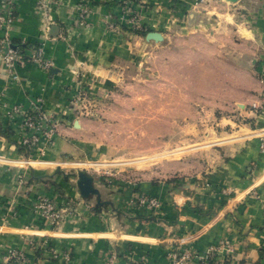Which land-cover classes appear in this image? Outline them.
<instances>
[{"label": "crops", "instance_id": "0c3cea01", "mask_svg": "<svg viewBox=\"0 0 264 264\" xmlns=\"http://www.w3.org/2000/svg\"><path fill=\"white\" fill-rule=\"evenodd\" d=\"M58 1L52 36L36 0H15L11 42L26 55L42 45L54 64L46 71L26 58L17 66L18 81L0 76V264L8 246L22 248L28 264H63L30 249L27 234L44 235L58 252L69 251L67 264H105L112 250L116 264H174L168 253L175 247L195 253L185 264H201L221 240L231 243L228 261L264 264V153L258 138L264 131V0H175V36L165 33L161 20L170 0L136 1L143 23L161 32L160 42L129 31L122 0H89L88 21L81 26L74 21L78 0ZM112 18L115 29L107 27ZM169 67L175 75V153L184 155L170 164L174 174L161 178L140 170V178L122 181L94 173L101 199L119 213L83 199L91 208L81 205L74 219L57 228L39 220L26 229L37 195L80 198L72 180L53 174L58 166L74 170L85 161H106L122 139L139 140L131 153L148 156L149 85L162 92ZM74 70L89 76L99 98L97 119L76 117L69 109L77 88ZM36 97L59 126L53 145L25 169L20 116L7 112L13 105L28 109ZM151 103L156 109L164 105ZM137 125V139L123 136L126 126L132 131ZM108 162L106 167H115V159ZM136 193L156 196L161 211L129 208Z\"/></svg>", "mask_w": 264, "mask_h": 264}, {"label": "built area", "instance_id": "2783aa9c", "mask_svg": "<svg viewBox=\"0 0 264 264\" xmlns=\"http://www.w3.org/2000/svg\"><path fill=\"white\" fill-rule=\"evenodd\" d=\"M125 15L122 18L124 24L130 28L141 29L142 18L141 14L132 12L135 11L134 0H123ZM37 8L46 20L45 30L50 28L54 23L52 20V10L59 6L58 0H36ZM75 23L79 26L86 25L90 14L91 6L89 0H78L74 5ZM15 0H2L0 4V76L18 81L17 66L26 58L41 69L48 71L54 64L51 58L44 55L43 46L39 45L30 49L28 55L22 48H19L11 42V29L15 19ZM109 29L117 28V25L111 20H107ZM75 81L77 88L72 94L68 106L73 111L76 117L85 116L91 117L99 113V106L96 101V96L91 87V81L88 74L84 70H74ZM264 83V72L260 76ZM264 106V98H263ZM253 107L261 108V105L253 104ZM15 115L20 116L21 137L19 146L23 149L21 157L24 162L30 166L32 162L40 160L45 155L47 148L53 145L54 135L57 132L59 123L55 116L46 112L43 107V99L41 97L34 98L28 109H23L20 105H13L7 112V117L12 118ZM98 115V114H97ZM96 115V116H97ZM259 135V148L264 153V131ZM84 166L94 167L98 163L85 161ZM102 174L112 177V174L106 170ZM110 181V180H107ZM26 181L22 176L18 177V185L24 186ZM59 195L49 197L47 195H37L31 202L30 210L32 219L26 229L31 227L37 221H42L51 229H55L61 224L74 219L79 214V208L82 206L91 208V205L84 201L81 197L78 199L63 200L58 198ZM130 207L145 208L152 213L161 211V203L156 196L146 193H136L133 198L126 203ZM27 244L33 251H46L56 261L63 264L70 262L71 256L69 251L58 252L49 239L44 235L27 234ZM232 251L231 243L226 240H221L217 244L211 246L206 253L201 256V264H243L235 263L227 260L229 253ZM194 252L187 248H173L168 256L174 264H185L191 260ZM117 253L112 250L106 256L105 264H116ZM5 264H28V258L22 248L8 246L4 253Z\"/></svg>", "mask_w": 264, "mask_h": 264}, {"label": "rangeland", "instance_id": "374dc122", "mask_svg": "<svg viewBox=\"0 0 264 264\" xmlns=\"http://www.w3.org/2000/svg\"><path fill=\"white\" fill-rule=\"evenodd\" d=\"M136 1L134 2V8L135 11L132 10V12L139 14V11L136 10ZM123 3V0H122ZM125 10V9H124ZM168 13H166L165 18H162V21H166L167 27L170 28L166 30L165 33H170L172 36H175V0H170L167 8ZM125 15V11H124ZM142 18V16H141ZM111 22H116L112 19H110ZM158 23H161L158 20ZM142 26L141 29L137 28H130L129 31H131L133 34H137L135 31H141L145 30L146 28L149 29V26L155 29L157 27L154 23L151 25L150 23H143L142 18ZM168 24L170 26H168ZM159 26V24H158ZM150 31V30H149ZM141 36L140 34H137ZM145 37V36H142ZM175 70V68H174ZM167 72L170 73L169 76L165 77L163 81L161 80L163 84V90L162 92H156L153 86L149 85V92H148V101L149 106L147 109L148 114V140H147V148L148 150V156H139L134 153H131V148L139 147V140H127L124 141L119 140L117 142V147H119L118 153L115 156H112L107 154L105 157V160H99L95 161L98 163V166L94 165V167L90 166H84L79 168H84L90 173L99 174L106 170L112 174V177L119 180H136V178H140V175L138 174L140 170H144L145 172H157L160 175H162L164 178L165 176H169V174H174L173 170L174 167H171L170 164L172 162H175V159H178V157L184 158L183 156H179L175 152V75H171L172 69L169 67L167 68ZM93 80V79H92ZM95 94V93H94ZM95 98L97 101V104L99 105V98L97 94H95ZM155 100H162L163 101V108L156 109L154 105L151 103ZM96 109L99 108V106L95 107ZM134 109H132V113H134ZM96 114L92 115L91 119H97L99 116L97 114V111H95ZM97 115V116H96ZM156 115L160 117V121L158 119V123H155L154 118ZM153 121V122H152ZM125 127V126H124ZM128 128L125 135L124 131L121 130L120 134L123 136H128L129 134H132L134 138L138 136V128L139 126H133L132 129L134 130L130 131L129 126H126ZM202 127V126H201ZM123 128V127H122ZM203 131H200V134H202ZM122 136V137H123ZM137 139V138H136ZM143 144V143H142ZM126 145V146H124ZM180 146H183L180 144ZM157 148V149H155ZM193 157V156H192ZM195 158V157H194ZM113 159L116 160V165L113 167V165H110V167H106V164L112 161ZM21 160V166L22 168L27 169L28 166H30L27 162L23 161V158H20ZM34 162V161H33ZM32 162V164H33ZM112 162H110L111 164ZM104 165V166H103ZM66 173L67 172H73L74 170H66L63 169ZM152 174V173H151ZM61 175V174H60ZM54 176V175H53ZM52 176V177H53ZM57 176V175H56ZM58 177V181H62L61 178ZM74 182V180H72Z\"/></svg>", "mask_w": 264, "mask_h": 264}, {"label": "water", "instance_id": "95a60500", "mask_svg": "<svg viewBox=\"0 0 264 264\" xmlns=\"http://www.w3.org/2000/svg\"><path fill=\"white\" fill-rule=\"evenodd\" d=\"M227 2L233 3L237 0H225ZM58 31V26L55 24H52L50 26V34L52 36H56ZM145 39L148 41H155L160 42L163 40V36L161 32L156 30H150L145 34ZM53 174H61L64 180H74L75 187L79 193V196L82 199L91 201H94V205L96 208H100L101 206H112L113 203L110 200H102L101 199V191L98 186L95 184V177L92 173L87 171L84 168H77L73 172H65L63 169H61L59 166L54 170ZM117 213H119V210L115 209Z\"/></svg>", "mask_w": 264, "mask_h": 264}, {"label": "trees", "instance_id": "16d2710c", "mask_svg": "<svg viewBox=\"0 0 264 264\" xmlns=\"http://www.w3.org/2000/svg\"><path fill=\"white\" fill-rule=\"evenodd\" d=\"M149 31V29L148 28H146L145 30H141V31H135L137 34H140L141 36H145V34L147 33ZM12 44L13 45H15V46H17V47H19V48H22L23 49V46L21 45V44H14L13 42H12ZM23 149L21 148V151H22ZM49 242H50V244H52V241H50L49 240ZM53 245V244H52Z\"/></svg>", "mask_w": 264, "mask_h": 264}]
</instances>
